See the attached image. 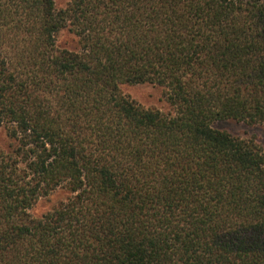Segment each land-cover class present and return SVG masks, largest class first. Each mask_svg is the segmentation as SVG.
<instances>
[{
    "label": "trees",
    "instance_id": "trees-1",
    "mask_svg": "<svg viewBox=\"0 0 264 264\" xmlns=\"http://www.w3.org/2000/svg\"><path fill=\"white\" fill-rule=\"evenodd\" d=\"M228 120L264 130V0H0V264H264V152Z\"/></svg>",
    "mask_w": 264,
    "mask_h": 264
},
{
    "label": "rangeland",
    "instance_id": "rangeland-1",
    "mask_svg": "<svg viewBox=\"0 0 264 264\" xmlns=\"http://www.w3.org/2000/svg\"><path fill=\"white\" fill-rule=\"evenodd\" d=\"M67 0H56L58 8H63ZM73 38L68 33L61 34L59 43L62 46L73 47ZM121 92L125 96L135 101L140 106L146 109L158 110L163 114H168L171 110L164 99L163 89L155 85H122ZM216 130L225 131L233 137L254 141L264 152V130L262 126H251L243 122L233 120L216 122L213 124ZM9 140L5 135V131L0 129V148L5 150ZM67 193L63 190H58L49 196L41 199L31 210L32 215L40 216L65 200Z\"/></svg>",
    "mask_w": 264,
    "mask_h": 264
}]
</instances>
